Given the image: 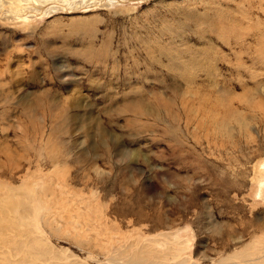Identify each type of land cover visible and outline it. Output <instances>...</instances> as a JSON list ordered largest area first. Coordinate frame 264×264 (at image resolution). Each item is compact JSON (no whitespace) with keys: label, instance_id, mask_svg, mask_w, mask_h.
Wrapping results in <instances>:
<instances>
[{"label":"rangeland","instance_id":"obj_1","mask_svg":"<svg viewBox=\"0 0 264 264\" xmlns=\"http://www.w3.org/2000/svg\"><path fill=\"white\" fill-rule=\"evenodd\" d=\"M0 239L264 264V0H0Z\"/></svg>","mask_w":264,"mask_h":264},{"label":"bare ground","instance_id":"obj_2","mask_svg":"<svg viewBox=\"0 0 264 264\" xmlns=\"http://www.w3.org/2000/svg\"><path fill=\"white\" fill-rule=\"evenodd\" d=\"M7 241V240H6ZM0 242H2V243H5V240L4 239H0ZM1 244V243H0ZM2 245V244H1ZM0 245V246H1ZM242 259V258H241ZM142 260H143V256L141 255V253L140 254H135V255H133L132 257H130L129 258V262L131 263V264H136V263H139V262H142ZM247 261V260H246ZM151 263V262H150Z\"/></svg>","mask_w":264,"mask_h":264}]
</instances>
